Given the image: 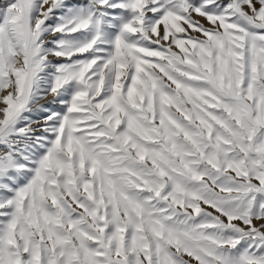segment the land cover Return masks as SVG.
Masks as SVG:
<instances>
[{"label": "snow or ice", "instance_id": "obj_1", "mask_svg": "<svg viewBox=\"0 0 264 264\" xmlns=\"http://www.w3.org/2000/svg\"><path fill=\"white\" fill-rule=\"evenodd\" d=\"M0 264H264V0H0Z\"/></svg>", "mask_w": 264, "mask_h": 264}, {"label": "rangeland", "instance_id": "obj_2", "mask_svg": "<svg viewBox=\"0 0 264 264\" xmlns=\"http://www.w3.org/2000/svg\"><path fill=\"white\" fill-rule=\"evenodd\" d=\"M202 22H204V21H202ZM205 23H206V22H205ZM51 100H52V97L49 96V97H48V101H51ZM48 101H44L43 103H47ZM53 107L56 108L57 110H59V107H60V106H59V105H53Z\"/></svg>", "mask_w": 264, "mask_h": 264}]
</instances>
